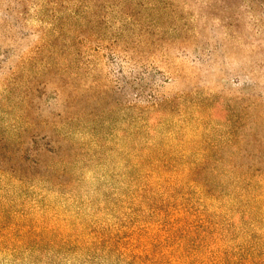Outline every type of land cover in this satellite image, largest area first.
I'll list each match as a JSON object with an SVG mask.
<instances>
[{
    "label": "rangeland",
    "instance_id": "374dc122",
    "mask_svg": "<svg viewBox=\"0 0 264 264\" xmlns=\"http://www.w3.org/2000/svg\"><path fill=\"white\" fill-rule=\"evenodd\" d=\"M260 1L134 6L149 30L148 44L125 43L128 57L144 58L135 68L123 61L125 82L118 84L120 56L109 49L116 30L81 25L78 38L69 30L82 24L69 15L89 0H0V77L8 80L0 84V264H245L254 258L260 263L264 183L255 171L264 170ZM107 20L117 21L113 14ZM57 24L63 26L60 43L67 44L61 52L72 57L78 47L73 43L84 40L92 44L91 54L101 53L99 70L92 62L75 83L98 82L101 95L87 92V108L117 125L100 145L82 132L74 137L76 148L65 141L52 154V128L45 122L52 126L53 112L61 108L54 87L65 82L52 76ZM21 60H27L25 69H18ZM137 71L145 75L138 85ZM29 79L25 100L31 107L21 116ZM152 82L161 96L176 97L175 109L154 115L152 127L131 135L129 124L138 112L109 110L116 102L128 103L138 88L144 103L152 100ZM141 115L140 120L150 117ZM26 121L34 126L20 144L18 127ZM63 167L65 173L54 171Z\"/></svg>",
    "mask_w": 264,
    "mask_h": 264
},
{
    "label": "trees",
    "instance_id": "16d2710c",
    "mask_svg": "<svg viewBox=\"0 0 264 264\" xmlns=\"http://www.w3.org/2000/svg\"><path fill=\"white\" fill-rule=\"evenodd\" d=\"M90 2L85 3L83 5L82 9L81 7L76 8L71 12L69 15L70 18L76 19L77 21H82V24H76L69 28L70 31H73L75 34L81 32V25L83 26H93L94 29H99L102 25H107L108 30H116L113 31L111 36L109 37L111 39L109 49L116 54L120 56V72H118L119 75H115L114 80L118 84H122L121 82L125 77L124 73V64L123 61L133 64L132 68L137 67V65L142 62L144 55L143 54H137V57L127 56L128 47L125 45V43H129V39H133L136 41L137 45H143L148 44V41H146V36L149 33V30L147 27H143V23L139 22V20L136 18V13L134 12V6L141 5L147 8H157L159 9V3H163L165 0H89ZM249 3H258L259 0H248ZM151 4V5H150ZM260 4L263 5L264 1L261 0ZM150 5V7H149ZM85 11V12H84ZM84 12V13H83ZM110 14H113L114 17H116L117 21L113 25H108V20ZM57 20L60 21V19L57 17ZM61 24H57L55 27L52 28V33H54V39L52 43V76L53 77H59V79L64 80L65 82L63 85L57 84L54 87V97L56 100L59 99L61 101V108L59 109V112H53L52 115V126L50 122H45V126L52 128V154H59V150L63 146V142H68L70 145V148H76L77 142H75L74 137L82 132L89 133L94 139L93 144H99L100 141L104 136H109L108 133L114 134L115 130L114 128L117 125L114 121L109 120L108 118L103 117L105 114L97 113L94 110H88V100L86 99L85 95L90 94L87 92H93L94 96L98 97L101 95L102 92V86L98 84V82L95 84V86H88L89 79H84L81 83L76 84V80L80 78V76L87 73L88 69H90L92 62L94 63L95 71L99 70V66L103 65V60L101 59V53L93 55L91 54L92 44H84V40H78L76 43H73V45L78 46L73 53V56L71 57L69 53H66L64 51H60L64 49V46H67L65 42H61V36L63 35V26H60ZM264 27V26H263ZM107 30V31H108ZM59 31V32H58ZM93 37V36H92ZM88 41V40H87ZM89 43V42H88ZM80 44V45H79ZM113 44L115 47H112ZM145 44V45H146ZM120 46V47H119ZM99 47V46H98ZM93 48V51L99 52V49ZM35 50V49H34ZM96 53V52H95ZM125 53V54H124ZM124 54V55H123ZM90 55H92L90 57ZM27 60H21L18 69L23 68L25 69ZM130 64V65H131ZM12 72H15L13 70ZM11 72V73H12ZM138 72V71H137ZM136 72V73H137ZM144 74H141L138 72V75L136 74L134 76V81L138 85L144 80ZM11 79V77H10ZM74 81V84L70 80ZM6 81L3 80L0 77V84H6ZM100 83V82H99ZM128 82L124 83L122 86L126 85ZM31 80L29 79L27 81V86L25 89V92L23 93V96L21 97V101H26L25 99L29 96ZM150 89L152 94L150 93V97L152 100H148V102L143 98V90L140 91L141 88H138V92H134V96L130 99L128 103H125L122 105V103L116 102L114 107L110 108V112L114 111H137L138 115L135 116L132 122H130V127L133 128V130L130 132L131 135L137 136L143 128L146 127H152L154 120L152 121V118L154 115L162 116L164 115L168 110H174V105L172 103L176 100V97L169 98L166 96H161V93H157L159 90L155 86L154 82L150 84ZM72 86V88H71ZM68 88H71L69 90L67 96L63 97L61 96L63 91H67ZM29 89V90H28ZM125 89H120L121 91ZM140 91V92H139ZM158 94V95H157ZM63 97V98H62ZM85 97V98H84ZM183 98V95H180V99ZM179 100V98H177ZM30 100H27L26 106L22 108V115L24 116L25 110H29L31 107ZM206 106H211V103L206 104ZM96 107V106H95ZM95 109V108H93ZM143 113L150 114L149 118H142L140 120L138 116H140ZM142 116V115H141ZM259 118H262L264 120V110L259 115ZM127 124V123H125ZM50 125V126H49ZM34 126V122L32 121H26V124L23 126H19L18 130L20 132L18 136V143L23 144L24 138L23 134L24 132L28 131ZM106 127L110 128L108 131L105 130ZM113 131V132H112ZM153 131V130H152ZM126 135V134H124ZM154 144V143H152ZM83 146L85 144H82ZM55 148H58V151L55 150ZM67 149V148H66ZM63 150V149H62ZM197 166V164H196ZM66 167V166H64ZM60 168L57 171V173H65L67 171V168ZM3 170V169H2ZM256 173H259L258 181L264 183V170L262 168H256ZM255 175V174H252ZM261 175L263 178H261ZM247 177H243L245 180ZM254 177V176H252ZM250 177V178H252ZM255 190V186H251V192ZM257 258L250 259L248 261H245V264H257ZM260 259V260H259ZM258 261L260 263L258 264H264V258H259ZM256 260V261H255ZM233 264H239L237 262H234Z\"/></svg>",
    "mask_w": 264,
    "mask_h": 264
}]
</instances>
